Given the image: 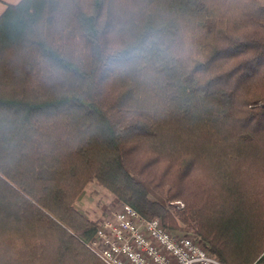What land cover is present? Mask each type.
<instances>
[{
    "label": "trees",
    "instance_id": "16d2710c",
    "mask_svg": "<svg viewBox=\"0 0 264 264\" xmlns=\"http://www.w3.org/2000/svg\"><path fill=\"white\" fill-rule=\"evenodd\" d=\"M91 180L264 264V0H19L0 14V264H106Z\"/></svg>",
    "mask_w": 264,
    "mask_h": 264
},
{
    "label": "built area",
    "instance_id": "2783aa9c",
    "mask_svg": "<svg viewBox=\"0 0 264 264\" xmlns=\"http://www.w3.org/2000/svg\"><path fill=\"white\" fill-rule=\"evenodd\" d=\"M89 246L106 264H223L194 235L173 233L128 204L99 222Z\"/></svg>",
    "mask_w": 264,
    "mask_h": 264
},
{
    "label": "rangeland",
    "instance_id": "374dc122",
    "mask_svg": "<svg viewBox=\"0 0 264 264\" xmlns=\"http://www.w3.org/2000/svg\"><path fill=\"white\" fill-rule=\"evenodd\" d=\"M123 204L128 203L120 201L105 187L98 184L96 180L88 182L75 200L76 208L91 220H95L97 224L118 211ZM171 231L178 234L187 233L181 230ZM187 234L191 233L188 232Z\"/></svg>",
    "mask_w": 264,
    "mask_h": 264
},
{
    "label": "crops",
    "instance_id": "0c3cea01",
    "mask_svg": "<svg viewBox=\"0 0 264 264\" xmlns=\"http://www.w3.org/2000/svg\"><path fill=\"white\" fill-rule=\"evenodd\" d=\"M19 0H0V14L3 12L7 4L17 3Z\"/></svg>",
    "mask_w": 264,
    "mask_h": 264
}]
</instances>
